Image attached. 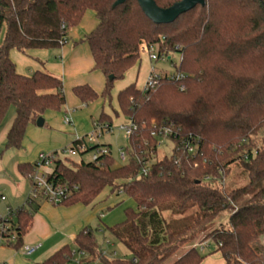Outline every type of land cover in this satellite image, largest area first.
Listing matches in <instances>:
<instances>
[{
  "label": "trees",
  "instance_id": "trees-1",
  "mask_svg": "<svg viewBox=\"0 0 264 264\" xmlns=\"http://www.w3.org/2000/svg\"><path fill=\"white\" fill-rule=\"evenodd\" d=\"M115 1L0 0V31L5 29L0 124L15 108L6 148H21L28 125L65 104L62 80L41 69L20 73L11 50L61 46L68 30L92 9L99 22L84 41L94 69L106 76L104 101L111 102L115 81L138 63L145 45H156L159 58L179 52L181 60L177 74H161L154 88L144 90L133 82L119 91L115 116L122 113L138 125L128 135L126 163L117 165L112 155L98 163L53 152L51 179L79 186L60 205H89L106 187L124 191L136 203L125 209L124 220L109 227L130 258L102 256L89 228L77 234L76 248L105 264H163L231 209L227 225L209 233L211 243L226 264H264V0H206L168 25L152 21L137 0L112 7ZM177 1L155 0L163 8ZM74 93L84 103L99 98L87 84L74 87ZM98 121L113 124V116L103 110ZM163 126L180 133L171 152L160 157V137L151 132ZM188 134L200 137L195 153L181 144ZM150 159L152 170L142 174V161ZM19 170L30 178L34 165L20 164ZM36 203L15 209L9 218L8 246H23ZM71 257L67 244L36 264H67ZM204 257L192 246L171 264H200Z\"/></svg>",
  "mask_w": 264,
  "mask_h": 264
},
{
  "label": "crops",
  "instance_id": "crops-1",
  "mask_svg": "<svg viewBox=\"0 0 264 264\" xmlns=\"http://www.w3.org/2000/svg\"><path fill=\"white\" fill-rule=\"evenodd\" d=\"M98 22L96 12L87 10L80 23L68 30L67 42L51 48L55 49V53L59 51V56L53 55L51 49L46 48H34L24 53L17 49L11 50L10 57L20 73L30 75L41 69L59 77L63 82L65 104L60 110L46 111L41 116L44 119L43 125H38L37 120L31 122L21 148H6L7 132L15 117V108L11 106L6 112L0 124V215L4 216L10 209L22 206L29 208L26 200L31 191V183L20 172V164L35 165L40 152L58 151L63 141L71 139L73 142L79 135L93 131L102 110L94 118L88 103L82 102L74 93V87L87 84L99 94L96 101L103 100L101 94L107 79L101 71L94 69L90 46L84 41L85 35ZM148 58L153 61L149 55ZM152 69L154 67L149 71L147 79ZM144 85L139 88L143 89ZM65 116L70 117V123L64 122ZM2 195L5 199L1 198ZM81 208L83 205H54L47 201H39L34 205L32 220L23 241L28 244L40 243L41 246L30 256V264L44 261L62 246L74 242L77 234L87 228V219L78 218ZM200 251L205 255L200 264H226L223 254L215 249L213 243L210 242V246Z\"/></svg>",
  "mask_w": 264,
  "mask_h": 264
},
{
  "label": "rangeland",
  "instance_id": "rangeland-1",
  "mask_svg": "<svg viewBox=\"0 0 264 264\" xmlns=\"http://www.w3.org/2000/svg\"><path fill=\"white\" fill-rule=\"evenodd\" d=\"M4 32L5 29L3 28L0 31V44L4 39ZM54 51L55 49H51V53L53 55L57 54V56H59V51L56 53ZM170 57L171 59L167 58L166 60H164L160 58L151 62L148 58L147 50H142L138 63L126 73L123 79L115 81L114 88L112 91L111 102L109 100L104 101L103 99L101 100V102L95 100L93 102L88 103V109L94 114V118L97 116V114H99L101 110H105L107 112L109 111L111 114L114 113V109L120 112L117 100L119 90L131 83L132 81L135 82L138 87H142L145 84L149 71L152 67H154L155 72L159 74H177V67L181 60V54L179 52H173L171 53ZM82 109L86 108L83 107ZM113 115V132H105L103 135L96 137L94 141H92L90 144L100 143L110 145L114 162L117 165H121V149L125 150L126 146L129 144V138L127 134L123 130H120L118 127L121 123L127 122L128 119L122 113H120L119 116H115V114ZM88 133H84V135ZM84 135L81 134L74 140ZM161 142L162 146L158 150V155L160 157L164 154H169L172 149L171 141H168L167 139H162ZM71 143V139L63 141L62 147L58 150L61 158L67 156L74 160H79L81 158L89 159L91 155L90 153H87L82 157L80 155L69 156L66 152L64 153L63 150L65 148H68ZM76 204L83 205V208H81V210L78 212V218L87 219V228L92 230L97 245L101 252H105L109 257H131V252L121 241L114 238V236L109 231V227L124 220L126 208H136V203L133 198L128 196L124 191H121L120 193H115L111 192L109 187H106L91 204ZM231 211V209L225 210L212 225H210L207 229L199 232L196 237L192 241H190V243L178 248L174 254H172L163 262V264L173 263L177 258H179V256L184 254L192 246L199 247L201 243L203 244L212 242L211 237L208 236L209 233L214 229L220 227L221 225H227ZM4 241L5 240H2L0 237V243H2V247H0V250L1 248H3V251L0 252V260L6 261L8 262V264H30L29 261L31 257L22 255L21 248L8 246ZM69 244L71 246L72 251L77 249L73 242H70ZM23 245H28V243H23Z\"/></svg>",
  "mask_w": 264,
  "mask_h": 264
},
{
  "label": "built area",
  "instance_id": "built-area-1",
  "mask_svg": "<svg viewBox=\"0 0 264 264\" xmlns=\"http://www.w3.org/2000/svg\"><path fill=\"white\" fill-rule=\"evenodd\" d=\"M67 42L66 39H62L60 43L63 45ZM147 50L150 59L157 60L158 52L157 47L154 44L145 45L143 50ZM162 59L166 60V56H162ZM160 59V58H159ZM159 73H156L154 69H152L151 74L149 75L143 89L148 90L150 88H154L160 79ZM172 76V75H170ZM183 88V87H182ZM71 119L68 116H65L64 122L70 123ZM138 125L131 119H128L127 122L121 123L119 125V129L123 130L127 136L130 135L134 130H136ZM114 126L108 122L96 121L94 124V129L91 133L82 136L76 140L78 143L76 146H69L65 148L63 151L66 152L69 156H83L87 153H90L89 159H85L87 161H93L98 163H103L106 157H110L112 155V151L109 145L106 144H98L94 146V144H90L94 139L98 136L103 135L105 132H113ZM179 130L173 128L172 126H163L158 130H153L151 132L152 135H157L160 137L158 142V148L162 146V139H167L171 141L172 147L174 145L173 139L179 138ZM200 137L195 136L193 134H188L183 136L181 140V144L184 145L185 149L189 153H195L199 147ZM56 159V155L53 152H40L38 158L34 165V172L30 176L31 183V191L26 200L27 204H31L38 201H47L54 205H60L65 200H67L71 195L79 189L77 184H70L67 181H57L55 179H51V174L53 173V165ZM120 159L122 164L128 161V155L124 149H121ZM154 159L143 160L141 173L148 174L152 170V162ZM210 177L207 176L206 179ZM2 199H5V196H1ZM15 210L10 209L9 212L2 216L0 215V237L2 240H5V234L9 232L11 228L9 218L14 214ZM11 241L15 240V235L9 237ZM41 244H28L23 245L21 247V254L24 256H31L34 254L39 248ZM210 246V243H201L199 245V249L203 250L206 247ZM115 255V253H114ZM102 256L109 257L105 252H102ZM0 264H8L6 261L0 260ZM67 264H105L101 259H90L89 254L85 250H73L72 257L68 261Z\"/></svg>",
  "mask_w": 264,
  "mask_h": 264
},
{
  "label": "water",
  "instance_id": "water-1",
  "mask_svg": "<svg viewBox=\"0 0 264 264\" xmlns=\"http://www.w3.org/2000/svg\"><path fill=\"white\" fill-rule=\"evenodd\" d=\"M126 0H116L112 7L124 3ZM144 13L155 23L168 25L174 22L180 15L194 8L197 4L205 5L206 0H180L167 8L157 5L155 0H137ZM114 76L111 75L110 79ZM44 119L40 116L37 119L38 125H43Z\"/></svg>",
  "mask_w": 264,
  "mask_h": 264
}]
</instances>
